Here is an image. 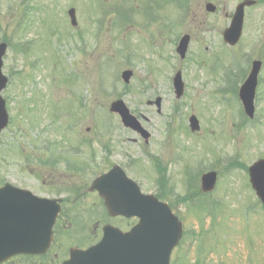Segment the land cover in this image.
<instances>
[{"label":"rangeland","instance_id":"1","mask_svg":"<svg viewBox=\"0 0 264 264\" xmlns=\"http://www.w3.org/2000/svg\"><path fill=\"white\" fill-rule=\"evenodd\" d=\"M239 1L0 0V42L8 45L2 71L9 78L2 91L9 124L0 135V185L51 197L55 186L67 193L76 183L75 177L62 178L68 160L84 168L76 177L86 186L109 162L117 163L145 193L166 183V199L184 228L172 264H264V206L247 172L264 159V0L245 9L241 39L230 48L222 31ZM206 2L216 6L213 14L205 11ZM69 7L76 8L81 44L72 42L76 27L69 24ZM183 34L190 42L180 59L175 47ZM253 60L262 62L263 82L249 120L235 94ZM125 69L133 72L128 84L120 78ZM176 71L184 82L178 100ZM226 72L234 75L228 83ZM157 97L160 113L146 104ZM117 98L143 117L147 143L109 113ZM191 114L199 120L198 132L189 130ZM79 136L90 140V149H75L83 145ZM45 147L46 157L60 160L61 175L53 182L32 158ZM207 171H217L218 178L203 194L199 178ZM64 207L46 255L6 264H61L68 248L95 239L103 223L126 226L107 220L95 195L72 198Z\"/></svg>","mask_w":264,"mask_h":264},{"label":"water","instance_id":"2","mask_svg":"<svg viewBox=\"0 0 264 264\" xmlns=\"http://www.w3.org/2000/svg\"><path fill=\"white\" fill-rule=\"evenodd\" d=\"M254 4L245 0L238 4L230 27L225 32V41L234 44L240 34L244 6ZM212 8V5H207ZM210 9V10H211ZM69 14L74 21L73 10ZM184 36L178 46L181 56L188 43ZM5 44H0V91L5 87L7 78L1 73L2 55ZM258 63H253L252 71L240 89V97L245 111L252 115L254 76ZM130 71H124L122 78L128 81ZM177 96L182 93L180 73L174 78ZM111 110L117 112L125 126L145 133L136 118L130 115L122 101L111 104ZM8 115L5 102L0 96V131L7 125ZM192 129L198 128L195 117L190 118ZM250 183L264 204V160H258L249 169ZM216 180L214 172L202 176L203 191L213 189ZM104 198L109 215L137 216L138 223L128 232L106 225L103 236L86 250L71 248L69 258L62 264H169L172 248L181 237V222L172 214L165 203L157 201L151 195L140 194L137 186L126 178L117 167L98 177L93 183ZM60 210L56 200L40 198L28 190L19 189L9 184L0 188V263L19 254L38 255L44 253L52 240V226Z\"/></svg>","mask_w":264,"mask_h":264},{"label":"flooded vegetation","instance_id":"3","mask_svg":"<svg viewBox=\"0 0 264 264\" xmlns=\"http://www.w3.org/2000/svg\"><path fill=\"white\" fill-rule=\"evenodd\" d=\"M77 25H79V22L77 21ZM86 30V29H85ZM80 36V31H79V27H77V38L79 39ZM43 150H47L46 148H44ZM47 152H42V155L47 156ZM65 161H63L64 163ZM60 162H56L54 160H51L49 162H45V164H41V167H43L46 172V176L48 177L51 182H53V180H58L59 176L61 175V173H58L56 171L57 165ZM72 167L71 163H67V166H65V170H69V168ZM68 168V169H67ZM110 168V167H109ZM68 173H62V178H64L65 176H67L68 180L74 178L75 180V184H72V189H70L71 191H67V193H61L55 186V193L53 197H55L56 199H59L62 202H66L68 200H71L72 198H74V200H77L79 197H86V195H96L98 197V195L96 193H88V187L85 185V183L81 182L80 180H78V178L76 177V172L73 171H67ZM86 186V187H85Z\"/></svg>","mask_w":264,"mask_h":264}]
</instances>
